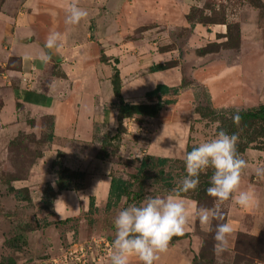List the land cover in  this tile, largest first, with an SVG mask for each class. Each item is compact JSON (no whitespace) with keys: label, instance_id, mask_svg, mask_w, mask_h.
Instances as JSON below:
<instances>
[{"label":"rangeland","instance_id":"rangeland-1","mask_svg":"<svg viewBox=\"0 0 264 264\" xmlns=\"http://www.w3.org/2000/svg\"><path fill=\"white\" fill-rule=\"evenodd\" d=\"M202 4L203 8L197 7L199 11L194 15L197 17L203 15L214 22L221 21L224 14L230 16L243 14V33L241 32L238 40L235 26H232L230 42L222 46L232 49L231 52L216 56L208 62L213 64L210 67L217 66L222 69V74H218L219 78L209 75L211 80L206 85L199 81L194 73L200 66L194 61V56L198 55L197 51H189L186 56L184 54L182 58L185 62L181 63V67L186 86L181 89L177 104L165 107L158 118L128 119L124 121V132L115 138L118 100H111L104 105L105 111L101 112L98 105L101 100L106 99V95L103 98L83 95L80 116L82 114L86 116L94 109L101 112L98 114L99 111H96L99 117L106 112L109 113V121L104 120L102 129L97 128L99 121L94 126L90 122V127H94L91 132L90 127L81 123L74 129L59 128L55 132L56 141L52 145L48 141V135L52 132L50 128L52 120L41 116L44 112L39 115L38 112L31 110L29 113L26 110L22 114L24 120L17 118L16 125H19L15 129L17 133L9 135L7 131H3L0 134V259L3 256H11L18 264H31L35 258H38L37 261L49 260L48 263L52 264L54 259L65 260L61 259L64 255L63 250L75 242L99 237L113 240L115 231L113 220L116 214L133 202H127L123 198L118 205L107 211L108 197L105 198V194H102L106 178L108 181L110 179V185L112 177L128 180L137 172L144 155H152L173 160L172 166L166 168V171L176 177L175 181L178 184L183 177L182 161L186 152L217 134L218 124L210 117L199 114L198 107L206 113L209 99L215 109L240 110L264 104V8L256 7V0H203ZM191 27V23L186 18H182L181 27L174 33V42L167 48L181 49L191 33ZM237 43L239 47L236 46ZM220 47L211 46L208 49L219 50ZM175 63L172 64L179 65V62ZM201 66L206 67V63ZM1 71L0 69V73ZM166 77L164 81L167 80ZM141 81L143 85L147 84V88H151L150 80L141 79ZM164 81L162 78H157L156 84L167 85L162 83ZM169 82L171 85L174 80ZM136 83V80H127L123 99L132 104L145 103V94L143 90H139ZM152 90L153 88L148 92ZM55 96L56 94L49 95V98ZM69 98L75 99V97ZM55 101H57L56 107L59 108L62 101L58 97ZM2 106L3 102L0 100V109ZM7 108L9 111L14 110L11 103L7 104ZM57 149L67 153L59 159L63 166H70L67 162L75 160L77 165L71 168L82 170L84 173V178L77 180L80 185L77 194L63 191L52 205L45 203L34 205L31 201L23 198L20 200L10 194L9 189L16 178L22 180V183H17L20 188L31 184L35 189L34 192L41 186L45 188L51 186L56 189L57 168H52L51 164L57 158ZM241 157L247 161L248 167L242 171L240 187L245 190L252 189L253 195L259 200L260 210L262 209L264 213V175L257 174V169H264V153L247 150ZM150 188L155 194H167L161 185L148 181L144 197L149 194ZM91 189L92 192L89 191ZM96 192L98 194L95 197L98 199L93 197L96 214H89V198ZM188 202L190 203L191 200ZM231 204V201L225 202L222 210L228 212V206ZM260 215L263 214L258 215V219L262 222ZM261 222L255 221L253 225ZM231 224L234 228V223ZM249 226L243 229L246 230ZM31 229L33 231L30 232ZM209 233L203 230L197 220L190 237L173 244L169 243L167 253L161 255L160 260L174 264L181 259L182 264H188L191 258L201 251H214L215 230L207 236ZM233 234L232 232L230 246L226 252L220 255L213 252V255L207 256L211 264H264L259 259L237 261ZM16 235H25L28 238V245L26 247L21 245L23 248L18 250L5 247V240L12 239ZM194 236H199L202 243L194 241ZM64 262L62 264H69ZM133 264L138 262L133 261Z\"/></svg>","mask_w":264,"mask_h":264},{"label":"crops","instance_id":"crops-1","mask_svg":"<svg viewBox=\"0 0 264 264\" xmlns=\"http://www.w3.org/2000/svg\"><path fill=\"white\" fill-rule=\"evenodd\" d=\"M262 1L264 3V0ZM202 2L203 0H78L79 6L87 9L89 15L79 25L68 26L64 23V10L57 7L54 0H0V69L2 70L0 100L3 102L0 109V134L3 131H7L9 135L17 133L15 131L19 126L16 125L17 118L24 120L22 114L26 110L29 113L31 110L38 112L39 115L44 112L41 116L53 117L54 142L55 132L59 128L74 129L78 128L79 123L90 127L91 123L94 126L99 121L97 128L102 129L104 120L109 121L110 116L108 112L100 117L98 114L105 111L104 105L117 99L111 82L115 60L119 62L116 67L121 73L122 95L126 93L129 79L136 80V86L139 90H143L145 95L150 89L159 85L156 84L157 78H162L164 81L165 76L167 80L162 83H167L170 87H179L183 80L181 67V63L185 62L183 55L186 56L189 51L196 52L210 43L225 42L226 39L224 38L227 33L226 25L196 23L193 28L191 27V33L181 49L167 48L173 44L174 33L181 27L182 18H186L193 7L203 8ZM227 17L228 22L238 23L243 33V14L241 16L239 13L232 14ZM50 31L63 33L58 51L43 48L45 38ZM42 52H49L51 55V59L46 64L39 59ZM227 52L231 51H222L215 55H195L194 61L200 65L194 72L197 79L206 85L211 80L209 75L219 78L218 74H222V69L217 66L210 67L213 64L208 62ZM103 54L109 59L108 64L101 62ZM13 59L18 60L15 65L19 64V70L14 67L9 68ZM171 62H179V65L177 63L176 66L162 72H150V68L154 65ZM203 63H206V67L201 66ZM141 79L150 80L151 88H147V84L143 85ZM172 79L174 83L170 85L169 81ZM54 94H56L55 98L58 97L62 101L59 108L56 107L55 98H49V95ZM83 95L100 98L106 95V99L101 100L98 105L101 112L94 109L86 116L83 114L80 116ZM8 103L14 106V110H8ZM96 111H99L97 115ZM89 129L91 132L94 127ZM78 138H80L79 134ZM61 152L64 156L67 155L66 152ZM73 161L67 162L70 165L67 167L78 171L71 168L77 165V162ZM105 180L102 194L107 198L110 179ZM17 183L22 182L13 184L16 189L30 190L31 202L34 205L43 204L44 186L34 192L35 189L31 184L20 188ZM89 191L92 192V189ZM251 192L253 194L252 189ZM77 193L78 191H74V194ZM97 194L96 192L90 198L98 199L95 197ZM191 202L190 204L196 208L195 203ZM228 214V222L234 223L233 232L241 231L255 236L264 232V213L262 209L260 210L259 200L254 195L248 208L240 209L231 204L228 206ZM259 214H263L260 215L262 222L258 219ZM255 221L261 223L253 225ZM195 223H192L185 233H191L192 229H195ZM210 225L211 222L208 226L202 227L203 230L209 231ZM247 225H250L249 228L243 229ZM37 259L35 258L32 263L49 264L50 262L37 261ZM191 260L188 264H191ZM158 264L168 263L160 260ZM174 264H182V260Z\"/></svg>","mask_w":264,"mask_h":264},{"label":"clouds","instance_id":"clouds-1","mask_svg":"<svg viewBox=\"0 0 264 264\" xmlns=\"http://www.w3.org/2000/svg\"><path fill=\"white\" fill-rule=\"evenodd\" d=\"M57 7L65 12L64 23L68 26L79 25L88 17L87 9L78 4V0H54ZM63 33L50 31L45 38L43 48L59 50ZM39 59L47 63L51 59L49 52H42ZM239 124L237 112L232 117ZM239 136L219 130L217 134L184 155L185 175L176 187L167 194H155L153 189L139 203L133 202L122 208L113 220L114 239L110 255V264H158L161 255L167 253L173 237L183 236L189 226L199 221L206 227L215 219L214 252L220 255L230 246L233 232L231 222L225 221L222 206L225 202L246 209L253 200L251 190H242L241 174L248 167L238 151ZM211 171L207 194L213 198V207L194 208L186 195L198 188L201 174ZM258 175H264V169H257ZM194 241L202 243L199 236Z\"/></svg>","mask_w":264,"mask_h":264},{"label":"trees","instance_id":"trees-1","mask_svg":"<svg viewBox=\"0 0 264 264\" xmlns=\"http://www.w3.org/2000/svg\"><path fill=\"white\" fill-rule=\"evenodd\" d=\"M256 7L263 9L264 3L262 0H256ZM199 9L193 7L191 12L186 16L188 22L191 23L192 27L196 23L209 25V24H223L227 26V33L224 36L226 38L225 42L222 43H210L207 44L204 48L197 50L199 56L205 55H215L219 54L222 51H231L232 49L227 47H222L230 42V33L232 32V26H235V32L238 40L241 37V27L238 23H230L227 19V14H224V18L221 21L214 22L213 20L206 19L201 15L197 17L194 15ZM211 46H216L220 49H208ZM238 46V43L236 44ZM239 47V46H238ZM208 49V50H207ZM226 49V50H225ZM237 49V48H236ZM18 60L13 59L9 64V68L20 69V66L15 65ZM101 62L108 64L109 59L103 54L101 55ZM175 62L167 63L165 65H154L150 68L151 73L162 72L168 70L175 66L172 64ZM119 62L115 60V66H113L114 74L112 76V86L115 97L118 100V110H117V136L124 132V121L134 118H148L156 119L162 112L165 107L172 106L177 104L179 101L180 91L186 82L183 79L182 85L180 87H170L164 84L157 85L152 91L147 92L145 95L146 102L140 104H132L125 102L122 96V78L120 70L116 67ZM197 112L202 116L210 119L217 123L216 132L219 130H224L229 134L236 133L239 136V141L237 144V151L240 156H243L247 150H256L264 152V104L248 109H215L209 99L208 107L206 108V113L202 112L200 107L197 108ZM239 113L240 121L239 124L234 123L232 117L234 114ZM49 117L51 122V134L48 135V141L52 144L55 139L54 135V122L53 117ZM192 147L189 149L191 150ZM60 156L63 158L64 153L61 151L57 152V158L51 164L52 168H57V179L55 181L56 190L51 186H47L44 189V198L43 203L46 205H52L56 200L57 196L63 192H74L78 191L80 188L77 180L84 178V173L80 171H73L68 167L62 165L59 161ZM184 164V162L182 161ZM173 160L163 157H155L152 155H144L141 159L140 164L137 168V172L130 176L128 180L122 178L112 177L111 185L109 190L108 202L106 210H110L112 207L118 205L123 198L127 202H136L139 203L144 198L146 184L148 181H152L153 184L161 185L166 192L168 193L176 187L177 182L175 181L176 177L173 176L170 172L166 171V168L171 167ZM185 171L183 170V176ZM211 171L201 174L200 184L198 188L194 191L189 192L186 195L187 200H191L195 203L196 208L200 207H213V198L207 194V188L209 185V177ZM22 181L21 179H14V182ZM10 194H13L17 199L26 201H31L30 190L28 188L16 189L14 186H11L9 189ZM230 202V201H229ZM89 214H96V206L94 204V198H90L89 202ZM225 213V221L228 220L227 210H222ZM69 220V219H67ZM218 223L215 219L211 221L209 236L214 230L215 226ZM33 231L32 229L29 230ZM235 238V252L237 255V261H246L249 259H259L260 262H264V232H261L258 236L247 235L244 233L233 232ZM191 233H185L183 236L173 237L170 241V244L176 243L178 241L189 238ZM112 240V239H111ZM113 241V240H112ZM84 242V241H81ZM28 245V238L25 235H16L12 239L5 240V247L15 248V250L22 249V246ZM214 251L210 250L201 251L194 256L191 264H211L209 254L213 255ZM0 264H18L16 259L11 256H3L0 259Z\"/></svg>","mask_w":264,"mask_h":264},{"label":"built area","instance_id":"built-area-1","mask_svg":"<svg viewBox=\"0 0 264 264\" xmlns=\"http://www.w3.org/2000/svg\"><path fill=\"white\" fill-rule=\"evenodd\" d=\"M112 240L108 237L92 238L84 242H75L66 250L59 260H52V264H110ZM64 262V263H65Z\"/></svg>","mask_w":264,"mask_h":264}]
</instances>
